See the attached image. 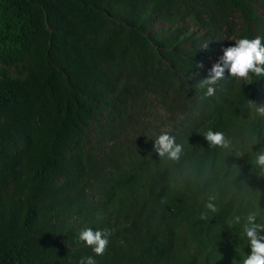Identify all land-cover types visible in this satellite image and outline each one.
Returning <instances> with one entry per match:
<instances>
[{"label":"trees","instance_id":"16d2710c","mask_svg":"<svg viewBox=\"0 0 264 264\" xmlns=\"http://www.w3.org/2000/svg\"><path fill=\"white\" fill-rule=\"evenodd\" d=\"M263 3L0 0V264H240L251 249L229 221L259 211L264 223V119L242 117L235 94L264 103V77L229 80L211 120L195 85L216 59L202 46L260 36ZM154 103L190 119L170 178L148 176L131 148L126 168L117 157L116 134L155 124ZM208 129L247 147H213ZM85 228L108 232L102 255L79 240Z\"/></svg>","mask_w":264,"mask_h":264},{"label":"clouds","instance_id":"9594fccd","mask_svg":"<svg viewBox=\"0 0 264 264\" xmlns=\"http://www.w3.org/2000/svg\"><path fill=\"white\" fill-rule=\"evenodd\" d=\"M260 16L264 17V3L260 9ZM255 37L254 39H237L234 46H232L233 35L226 37L220 33L213 36V39L202 46V48H207L216 55V59L213 60L215 64L210 67L208 74L204 71L207 76L205 75V78L201 77L202 80H199L195 85L196 90L200 91L198 109L200 111L205 110L207 115L211 117L209 120L216 113L214 103L222 98L220 95L222 89L231 90L233 88V84L229 80L248 81L252 76L264 77V27L261 35ZM196 67L203 68V65L198 64ZM225 74L230 76L225 77ZM196 75L198 76L199 73H196ZM240 89L242 88L237 86L235 91ZM253 95L235 94V100L244 99L241 115L254 122L257 117L264 119V103H255L252 98ZM164 113L167 116L166 118L158 119L152 125H141L140 129L132 132L133 140H128L124 145L119 144L121 151L117 154V157H128L127 161H119L120 165L124 168L127 167L129 156L126 150L131 148V153H133L131 158L137 156L136 163L147 162V165L143 167L147 168L148 176H151V172L164 173L166 178L174 175V172L165 170L166 164L164 165V161H179L183 151V145L180 141H183L181 139L190 119L186 114H174L175 112L165 111ZM203 135L205 140L213 147L227 149L232 146L236 153L240 152L237 147H247V143L242 146L239 143L230 141L223 131L208 129ZM114 141L115 139L109 144ZM107 150L106 148L105 151ZM142 153L143 155H140ZM254 165L262 171L260 172L262 175L260 176V185L264 190V147H260L255 152ZM205 209L207 211L200 214L201 220L208 219V212L215 213L217 211L215 205L211 202L205 205ZM260 217H262L261 212L251 211L244 217L235 215L229 221L230 226L242 225V238L251 249L250 254L242 257L240 264H264V223L258 222ZM107 236L108 232L106 230L94 231L91 228H85L79 233V240L92 247L96 255H102L109 243ZM132 253H135V251ZM79 264H96V261L89 256L81 259Z\"/></svg>","mask_w":264,"mask_h":264},{"label":"rangeland","instance_id":"374dc122","mask_svg":"<svg viewBox=\"0 0 264 264\" xmlns=\"http://www.w3.org/2000/svg\"><path fill=\"white\" fill-rule=\"evenodd\" d=\"M232 18V20H233V23H234V25H236V29L238 30L239 29V27H240V25L238 24V16H232L231 17ZM163 106H161V105H158L157 103H154L153 104V106H148V108H147V110H146V114L147 115H150L151 113H155V115L154 116H152V117H148L147 115V118H156V119H164V118H166L167 116L165 115V113H161L160 114V109L162 108ZM168 115V114H167ZM146 117H144V119H147ZM132 125V124H131ZM136 126H137V124H136ZM89 133H90V139L92 140V141H94L95 139H96V136H95V134H94V132L92 131V130H89ZM116 139L118 140V143H120V144H125L128 140H133L134 139V137H133V134H132V132H129V133H122V132H120V133H117L116 134Z\"/></svg>","mask_w":264,"mask_h":264}]
</instances>
